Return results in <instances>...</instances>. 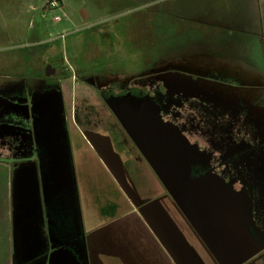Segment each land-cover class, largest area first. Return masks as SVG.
<instances>
[{"label": "rangeland", "instance_id": "obj_1", "mask_svg": "<svg viewBox=\"0 0 264 264\" xmlns=\"http://www.w3.org/2000/svg\"><path fill=\"white\" fill-rule=\"evenodd\" d=\"M50 1L6 0L0 15V93L32 84L31 114L39 146L53 142L43 125L49 118L61 121L65 116L71 125L77 122L102 133L120 130L99 91L154 88L151 79L174 67L169 61L175 55L185 61L183 54H196L208 59L209 66L215 61L239 69L249 79L246 83L260 88L248 95L257 116L263 117L264 0H58L62 9L50 8ZM48 66L55 76H46ZM61 85L72 91L74 104L66 98L64 116ZM228 110L235 120L242 118L235 108ZM229 116L216 123L227 127ZM47 155L45 148L38 161L49 168ZM0 167L3 173L9 170ZM5 175H0L3 187ZM36 228L31 226L32 239L38 237Z\"/></svg>", "mask_w": 264, "mask_h": 264}, {"label": "crops", "instance_id": "obj_2", "mask_svg": "<svg viewBox=\"0 0 264 264\" xmlns=\"http://www.w3.org/2000/svg\"><path fill=\"white\" fill-rule=\"evenodd\" d=\"M183 55L168 60L184 70H239ZM62 123H43L61 143L59 153L45 146L49 168L0 161L9 167H0V264H217L122 128L67 122V141ZM247 264H264V251Z\"/></svg>", "mask_w": 264, "mask_h": 264}, {"label": "flooded vegetation", "instance_id": "obj_3", "mask_svg": "<svg viewBox=\"0 0 264 264\" xmlns=\"http://www.w3.org/2000/svg\"><path fill=\"white\" fill-rule=\"evenodd\" d=\"M190 69L174 66L159 71L151 79V83L157 84L154 88L145 90L132 87L120 92L105 89L99 91V96L101 92H105V97H101L104 101L124 96L129 91L138 99L149 97L158 106L165 122L179 128L201 151L212 154V160L206 167L194 169V177L211 173L226 181L231 188L239 184L246 189L253 201V229L259 232L256 234L251 229V234L259 243L264 244V115L257 116V107L248 95L249 92L257 93L260 88L256 84L251 83V86L246 83L249 80L239 70L236 74H230L215 69L208 70L207 67L199 68L198 71ZM51 73L50 77L55 76L56 72L53 69ZM240 81L246 85H241ZM31 86L32 84L24 82L0 93V161L12 164L31 163L38 159L39 152L44 151V145L39 146L36 140L31 114L33 104L29 95ZM58 89L64 116L66 98L72 101L74 108L73 94L67 85H61ZM203 99L205 103L202 102ZM214 100L216 101L213 102ZM230 107L235 108L237 114L240 112L242 118L235 120L229 116ZM224 115L233 120H228L225 128L216 123ZM62 121L69 141L65 116ZM7 125L29 127L32 142H22L20 136H8L3 130ZM51 137L53 142L49 143V149L59 153L55 144H61L60 136Z\"/></svg>", "mask_w": 264, "mask_h": 264}, {"label": "water", "instance_id": "obj_4", "mask_svg": "<svg viewBox=\"0 0 264 264\" xmlns=\"http://www.w3.org/2000/svg\"><path fill=\"white\" fill-rule=\"evenodd\" d=\"M81 16L86 18L85 10ZM51 71L48 66L47 77ZM104 103L217 264H247L264 251V244L251 234L253 201L246 189L239 184L231 188L211 173L193 176L195 168L211 162L212 154L165 122L149 97L138 99L128 91ZM26 112L29 118V108ZM3 130L32 142L29 127Z\"/></svg>", "mask_w": 264, "mask_h": 264}, {"label": "built area", "instance_id": "obj_5", "mask_svg": "<svg viewBox=\"0 0 264 264\" xmlns=\"http://www.w3.org/2000/svg\"><path fill=\"white\" fill-rule=\"evenodd\" d=\"M49 7L52 8V9H56V8L57 9H62V4L59 3L58 0H51L50 3H49ZM55 20L56 21H60V18L57 17Z\"/></svg>", "mask_w": 264, "mask_h": 264}, {"label": "trees", "instance_id": "obj_6", "mask_svg": "<svg viewBox=\"0 0 264 264\" xmlns=\"http://www.w3.org/2000/svg\"><path fill=\"white\" fill-rule=\"evenodd\" d=\"M43 45H38L37 47H42ZM100 97L104 98L105 97V92L100 93Z\"/></svg>", "mask_w": 264, "mask_h": 264}]
</instances>
